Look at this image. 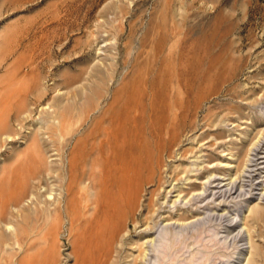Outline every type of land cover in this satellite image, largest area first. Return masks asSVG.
<instances>
[{
	"label": "rangeland",
	"instance_id": "1",
	"mask_svg": "<svg viewBox=\"0 0 264 264\" xmlns=\"http://www.w3.org/2000/svg\"><path fill=\"white\" fill-rule=\"evenodd\" d=\"M137 173L145 264H264V0H0V264H81Z\"/></svg>",
	"mask_w": 264,
	"mask_h": 264
},
{
	"label": "bare ground",
	"instance_id": "2",
	"mask_svg": "<svg viewBox=\"0 0 264 264\" xmlns=\"http://www.w3.org/2000/svg\"><path fill=\"white\" fill-rule=\"evenodd\" d=\"M122 116H123V114H122ZM162 116H163V114H162ZM172 121L173 122L177 121V116H174L172 118ZM126 123H125V125H126ZM150 126H151V124H150ZM163 127H165V126H163ZM150 129L151 128H149V131H151ZM172 129H173V127H172ZM105 140H106V138L103 141H100L98 143L100 152L103 151V149L106 147V145L103 144V142ZM166 144H167V142H161V141L158 142L156 144V148H155L156 152H159L162 147L166 146ZM114 145H116V144H114ZM146 145H148V144L146 143ZM109 146H111V145H109ZM116 148H118V147H116ZM139 148L140 147H135V146L129 147L128 150L122 152V155L129 156L132 153H135V152L137 153V150ZM93 151H94V149H93ZM130 164H131V162H130ZM72 167L73 166L71 164H69L66 168L63 167L61 170V174L63 175V173H64L63 176L67 177L65 185L64 184L63 185H64L65 192L69 195L72 193V189L74 188L73 184L76 181L75 177L72 175V171H71ZM152 171H153L152 168L148 169V172H152ZM141 176H139V174L136 176V182L134 184H131V179L129 177H127L123 182H120L117 185L118 190L123 192V194L121 193V194L117 195V194H114L113 192H111L103 200L102 204H96L95 203V205H94L95 207L92 206L89 209V211H87V212L85 211L82 214V216L84 218V221H83L84 223L80 227V230L78 227V255H79V253L81 254V256H80V258H81L80 263L81 264H145V262L147 260V255H149V252L145 251L148 248H145L143 246V244H144V242H147L149 240L148 237L144 236V235H141V236L138 235L137 238L127 239L128 234L127 233L125 234L126 229H127V221L133 216L138 192L141 188V185L144 183L143 182L144 180ZM81 177H83V176H81ZM17 179H20V178H17ZM104 181L105 180L102 179L100 181V183H102ZM63 183H64V181H63ZM22 185H24V184H22ZM22 185H20L21 189L24 188ZM83 187H85L86 189L92 188L90 183L83 184ZM46 192H47V194H44V199L47 200L49 197H52V200L55 203H57L58 205L61 204V202L63 200L62 199L63 194H61L59 192L56 195H53L52 189H48V190H46ZM22 193H23V191H22ZM99 196H101V195L99 194L96 197L99 198ZM87 213H88V215H91V217H89V219H87L85 217V214H87ZM150 227H151L150 224L148 222H146V225H145V228L143 229V231L148 230ZM168 231H169L170 237L168 238V240H166V241H168L166 246H167V251L170 252L171 250H173L175 248L177 237L175 234L172 233L171 229H169ZM141 237H145L146 239L143 240L142 242H139V239ZM149 241L151 243L152 238ZM157 242H158L157 244L154 243L151 247H149V251L151 252L150 258H152V260H153V262L151 264H162V260H163L162 258H164L161 255L162 253L159 251V247L161 246L160 241H157ZM124 245H126V248H124ZM135 247L137 249V253L134 252ZM114 254H115V256H114ZM174 255H175V253L173 252V254L170 255L169 260L175 261ZM78 259H79V256H78ZM75 262H76V260H75ZM77 264H79V263L77 262ZM149 264H150V262H149Z\"/></svg>",
	"mask_w": 264,
	"mask_h": 264
}]
</instances>
